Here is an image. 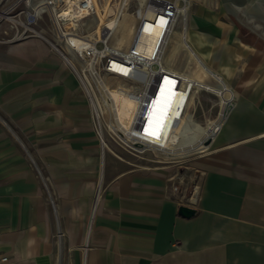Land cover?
<instances>
[{
  "label": "crops",
  "instance_id": "obj_1",
  "mask_svg": "<svg viewBox=\"0 0 264 264\" xmlns=\"http://www.w3.org/2000/svg\"><path fill=\"white\" fill-rule=\"evenodd\" d=\"M19 1L30 16L36 4L56 2ZM93 3L113 10L111 0ZM248 12L264 25V0L202 5L185 35L210 68L201 67L210 81L198 83L233 92L219 131L189 163L197 179L186 199L172 166L118 160L100 146L90 100L50 61L44 39L0 36V264H264V29ZM177 53L187 58L182 42ZM198 133L185 112L170 143ZM180 204L194 213L181 216Z\"/></svg>",
  "mask_w": 264,
  "mask_h": 264
},
{
  "label": "built area",
  "instance_id": "obj_2",
  "mask_svg": "<svg viewBox=\"0 0 264 264\" xmlns=\"http://www.w3.org/2000/svg\"><path fill=\"white\" fill-rule=\"evenodd\" d=\"M189 5V0H147L146 4L140 3L135 10L136 22L130 40L125 48H120L108 42L107 34H104L103 38L97 34L95 36L90 28L91 24L85 22L94 9L92 0H56V2L41 3L39 9L48 15L53 34L60 44H65L66 37L71 36L73 39H89V42H93V47L95 46V54L92 53L90 47L78 42L68 41L71 45L70 49L66 47L55 49L60 51L65 58L80 62L77 66L72 62L73 71L78 75L87 74L98 91H101L103 106L94 99L90 87H86L79 76L86 98L92 104L90 108L93 128L100 146H107V133L108 137L118 139V144L135 155L144 149L165 153L173 148L170 137L174 126L185 113L193 88L196 85L204 86L189 73L174 71L166 67L162 62L160 49L147 55L139 50L138 42L146 18L156 21L160 16L164 17L166 21L162 25L164 30L184 16ZM65 7L76 11L85 10L88 13L83 16V20L71 15L62 16L59 12ZM90 53L95 56L92 63L85 61ZM113 63L121 65L123 69L113 67ZM166 78L174 81L175 96L172 98L164 127L157 140L147 135L145 129L149 127L148 117L155 95L160 88L166 89L167 87ZM220 98V108L216 117L207 125L202 143L206 144V141L211 140L219 131L227 116L229 106L232 104L233 92L230 90L226 92V95L223 93ZM184 133V136L190 135L188 131ZM208 144L201 151L206 150Z\"/></svg>",
  "mask_w": 264,
  "mask_h": 264
},
{
  "label": "rangeland",
  "instance_id": "obj_3",
  "mask_svg": "<svg viewBox=\"0 0 264 264\" xmlns=\"http://www.w3.org/2000/svg\"><path fill=\"white\" fill-rule=\"evenodd\" d=\"M37 1L39 0H31V3H35ZM103 1L104 0H99V2L101 3ZM217 2L218 0H190L187 21L185 22V24L184 23L176 24L173 31H171V33L169 34L170 36L168 39V43L166 42L167 46L165 45L167 48L164 53L165 55L163 54L162 56L163 63L173 62V64L176 66L182 65L183 67L182 69L185 70L186 73H189L195 80L201 83L202 82L206 83V81H210V78L201 74L202 73L201 65L194 57V54L199 58L201 57L195 52V50H193V48L189 46L188 42L186 41L185 35L186 33L190 35L192 31L191 27L194 24V19H195L193 17V14L198 13V10L201 8L202 5L212 7L215 6ZM140 3L146 4L147 0H111V4L113 7L112 14L113 13L117 14L118 17L123 21L121 25L117 27L115 34L108 39V42L111 45H115L120 48H125L127 46L130 40L129 36L133 31L131 26L134 27L136 22L135 10L138 8ZM229 5L235 8L233 6V2H230ZM35 7L36 8H34L32 11V13L35 16L33 15L30 16L31 11H29V8L25 9V6L21 1L3 0L0 3V23H2V26L0 28V36L2 38H10V36L12 37L33 36L44 39L47 42V45L50 48V50L54 51L56 54L55 55L56 58L50 61H55L60 66L64 67L66 70H69L74 75L77 81L78 88L81 90L82 95L86 100V102H87V98L82 88L81 81L79 80V76L81 77V80H83L86 87L88 86L90 87L91 89L90 92L92 91L93 93L92 96L94 95V99H96L100 103V105L103 106L101 91L100 92L98 91V88L93 84L90 77L85 73H81L80 75H78L76 72L71 70V67L64 60L65 57L61 55L60 51L56 50L57 48L64 49L65 47L63 44H60L56 40L52 31V26L50 24L48 15L45 12H43L41 9H39L41 8V4H36ZM13 15H15V17H13ZM244 16L247 22L254 25L255 28H257L258 30L264 29V25L261 27L258 25L256 27L255 19L249 12L245 13ZM108 17H104V18H108ZM14 18L16 19V24H17L16 33L12 20ZM94 21H97V18L95 16L85 20L86 23H90V24H93ZM29 25L31 26L30 27L31 30L27 28ZM94 25H96V23L93 24L92 26ZM180 42H182L185 46V51L187 52L186 53L187 58L185 56H182V54L177 53V48ZM197 43L199 44V40ZM170 52L172 53L170 54ZM71 61L74 63L75 66H77L78 63H80L74 59H72ZM220 99H221L220 95L208 89H205L201 86L196 85L193 88L191 98L186 108V112L191 114V118L199 126V133L193 139V141L189 143L185 144L179 142L173 145V148L170 151L171 154L169 155H166L165 153L158 152L152 149H144L141 153L137 155L132 154L127 150H125L120 144L117 143L118 139H112L111 137H108L106 133L107 145H109V147L113 149V151L117 155V156L115 155L114 158L118 160H120L119 158L128 159L130 161L142 163L150 167H163L167 165L172 166L175 171L174 173L176 174L174 180H175V189L177 196L186 199L190 197L191 191L193 189V184L197 179V174L194 173L192 169H190L189 163L193 157L203 152L201 150L200 151L194 150L193 147L204 138L205 129L207 125L212 119L216 117L217 112L220 108L219 107Z\"/></svg>",
  "mask_w": 264,
  "mask_h": 264
},
{
  "label": "bare ground",
  "instance_id": "obj_4",
  "mask_svg": "<svg viewBox=\"0 0 264 264\" xmlns=\"http://www.w3.org/2000/svg\"><path fill=\"white\" fill-rule=\"evenodd\" d=\"M257 2H259V0H257ZM92 4L94 6L93 0H92ZM237 5H236V3L233 2V6L235 7V9L238 8ZM256 8H258V7H256ZM59 13L62 16L63 15H71V16H76L77 18H80L81 20H83L82 19L83 16L86 13H88V12L85 11V10H78V11H76V10H70V9H67V7H65ZM92 15L97 16L99 19H98V22H97L98 24L96 23V25H94V26H92L90 28L93 30L95 36L97 34V35L100 36V38H103L104 34H107L108 35V38H110L111 36H113L115 34V31L117 30V27H119L121 25V23L123 22L118 17L117 14H114V13L112 14V12H109L108 10L107 11H105V10H102V11L101 10H98V9L95 8V6H94L93 11L91 12V16ZM108 16H110V17H108ZM104 17H108V18H104ZM187 17H188V11L185 13L184 16H182L181 18L177 19L170 27L167 26L164 30L162 28V25L164 24V23H162V21H165V18L164 17H161L160 16L156 21L155 20H152L151 18H146L144 20V22H143V30H142L141 35H140V41L138 42L139 50L143 51L147 55H150L155 50L160 49L161 50V58H162L163 54L165 53V50L167 49L166 48V46H167L166 42L168 43V39H169V36H170L169 34L171 33V31H173V29L176 26V24H178V23H184L185 24V22L187 21ZM65 21H67V20H65ZM131 27H132V30H134V27L133 26H131ZM132 33H133V31L131 32V34ZM131 34H130V36H131ZM130 36H129V39H130ZM66 38H67V42L65 44H63L64 47H66L68 49L71 48V45H70V43L68 41H70V42H78L79 44H84V45L90 47V50L92 51L93 54L96 53V50H94V47L95 46L93 47V42H89L88 41L89 39L88 40H84L83 38L73 39V37H71V36L70 37H66ZM92 40L93 39H91V41ZM171 53L172 52H170V54ZM194 57L197 59L198 63L201 65V67L208 72V69H210V68L205 63H203V61L201 60V58L197 57L195 54H194ZM94 58H95V56L94 55H91V53H90L89 54V57H86L85 58V61L88 62V63H92V61L94 60ZM65 60L68 63V65L73 69L72 61L70 59H67V58H65ZM113 67H115L117 69H123V67L121 65L116 64V63H113ZM213 75L216 77L215 74H213ZM203 88L208 89L206 87H203ZM224 88H225V92L230 91L226 84H225ZM91 108H92V104H91ZM179 122H178V124H179ZM178 124H176L174 126V131H173V133H172V135L170 137V142L172 141V137H173L174 132H175V127ZM183 137H187V136H184L183 135ZM174 141H176V140H174ZM200 142H201V144H203V146L200 147V150H201L202 148L205 147V143H202V140Z\"/></svg>",
  "mask_w": 264,
  "mask_h": 264
},
{
  "label": "snow or ice",
  "instance_id": "obj_5",
  "mask_svg": "<svg viewBox=\"0 0 264 264\" xmlns=\"http://www.w3.org/2000/svg\"><path fill=\"white\" fill-rule=\"evenodd\" d=\"M162 23H166V21H162ZM165 84L167 87L166 89L162 90L161 101L157 102V108L152 114L149 127L145 129L147 135L152 136L157 140L160 138V134L165 123V117L169 107L171 106L172 98L175 96V92L173 91L174 81L168 80L166 78Z\"/></svg>",
  "mask_w": 264,
  "mask_h": 264
},
{
  "label": "water",
  "instance_id": "obj_6",
  "mask_svg": "<svg viewBox=\"0 0 264 264\" xmlns=\"http://www.w3.org/2000/svg\"><path fill=\"white\" fill-rule=\"evenodd\" d=\"M209 143V140L206 141V144ZM178 214H180L183 217H189L194 213V208L185 204H180L178 206Z\"/></svg>",
  "mask_w": 264,
  "mask_h": 264
}]
</instances>
